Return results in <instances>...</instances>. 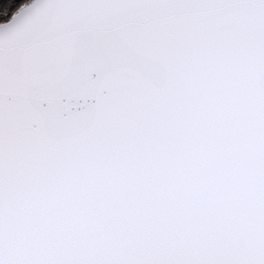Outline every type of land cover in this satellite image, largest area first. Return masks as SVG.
<instances>
[{
  "label": "snow or ice",
  "instance_id": "snow-or-ice-1",
  "mask_svg": "<svg viewBox=\"0 0 264 264\" xmlns=\"http://www.w3.org/2000/svg\"><path fill=\"white\" fill-rule=\"evenodd\" d=\"M0 264H264V0H0Z\"/></svg>",
  "mask_w": 264,
  "mask_h": 264
}]
</instances>
